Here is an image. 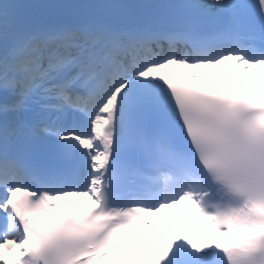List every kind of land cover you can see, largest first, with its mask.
<instances>
[{"label": "snow or ice", "instance_id": "obj_1", "mask_svg": "<svg viewBox=\"0 0 264 264\" xmlns=\"http://www.w3.org/2000/svg\"><path fill=\"white\" fill-rule=\"evenodd\" d=\"M259 65L264 0H0V264H264ZM185 201L230 243L121 238Z\"/></svg>", "mask_w": 264, "mask_h": 264}]
</instances>
